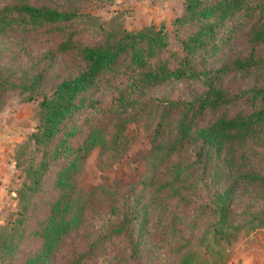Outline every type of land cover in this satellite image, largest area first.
Listing matches in <instances>:
<instances>
[{
	"label": "rangeland",
	"instance_id": "1",
	"mask_svg": "<svg viewBox=\"0 0 264 264\" xmlns=\"http://www.w3.org/2000/svg\"><path fill=\"white\" fill-rule=\"evenodd\" d=\"M13 1L0 0V11ZM27 1L36 6L75 10L84 15L77 27L79 36L86 43L101 42L117 29L138 32L153 25L158 29L163 27L172 41L171 45L178 47V43L194 30V26L184 25L176 33L174 22L184 15L185 0ZM236 18L229 24L235 23ZM12 29L0 30V45L5 49L3 54L0 53V71L5 72L6 67L16 69L18 71L13 78H17L22 71L36 75L43 70V84L35 92L47 94L52 93L62 79L77 71L80 63L70 56L59 55L53 60L51 55L44 57L45 53L53 51L51 36ZM241 38L234 34L221 51L208 57L207 64L218 69L229 55L244 54L246 46ZM176 50L179 49L171 51ZM261 55L264 57V47ZM160 57L164 58L165 52ZM262 80L256 82L253 75L241 77L226 73L222 77V85L233 95L242 94L231 111H253L254 104L247 99L250 97L248 92L255 84L259 86ZM203 89L201 82L175 81L149 91L142 98L164 101L190 99ZM19 93V90H13L5 94L0 109V182L5 191L0 197V264H24L27 258L34 257L41 250L42 243L36 232L41 228L50 204L58 197V190L50 188V185L66 162L61 159L52 163L43 186L31 194L32 204L27 207L26 219L17 228L13 227L17 225V213L23 205L19 203V196L27 179L26 169L41 160V154L34 150L30 140L39 124L40 98L26 101L25 96ZM114 94L109 84L102 85L95 95L98 108L75 114L64 129L81 128V133L66 138L70 153L92 130H99L102 140L85 156L84 152H79L82 156L76 160L70 179L74 208L68 213V217L75 214L76 221L45 264H177V254L188 250L196 255L195 264H230L242 244H255V239L250 240V236L264 230V227L252 231L242 228L229 242L220 240V244L210 231L204 232L213 221L212 214L206 209L208 185L213 176L212 163L205 165L200 161L193 169L195 179L191 177L188 180L189 203L170 197L165 185L172 179V162L196 161L197 154L196 147L192 145L179 156H169L167 145L174 139L172 123L178 119L175 110L166 112L150 103L145 110L131 115L133 118L126 124L125 131L119 134L120 139L113 143L119 131V121L112 111ZM209 117L210 114L203 115L202 123ZM158 126L164 133L161 149L156 153L152 151L151 139ZM62 138L63 134H58L45 149L51 150ZM253 157L255 169L261 171L264 161L258 162L257 158H264V149H256ZM239 202H235L232 213L240 221L243 217L239 214ZM124 221L127 222L126 228L115 234L113 227H119ZM8 245L15 247L12 253L4 249ZM222 247L226 252L221 257Z\"/></svg>",
	"mask_w": 264,
	"mask_h": 264
},
{
	"label": "trees",
	"instance_id": "2",
	"mask_svg": "<svg viewBox=\"0 0 264 264\" xmlns=\"http://www.w3.org/2000/svg\"><path fill=\"white\" fill-rule=\"evenodd\" d=\"M82 17L84 15L75 10L36 6L27 0H14L0 11V30L13 28L16 32L30 30L40 36H51L54 48L45 53V58L51 55L53 60V57L67 55L80 63L77 71L62 79L50 94L35 92L43 84V70L36 75L22 71L17 78H13L16 69L6 67L5 72L0 71V109L3 96L13 90H19L26 101L40 98L39 124L30 140L34 150L41 154V160L26 169L27 179L19 196V203L23 205L17 213V225L13 227L17 228L26 219L27 207L32 204L31 194L43 186L52 163L66 160L50 185V188L56 187L58 197L50 204L44 221L40 220L42 226L36 232L42 248L24 264H45L76 221L75 214L68 217L74 208L71 174L76 160L82 156L79 152H84L85 156L101 143L102 136L97 129L90 131L82 144L72 148L73 153H70L66 138L81 133V128L64 129L75 114L98 108L95 95L104 84H109L115 92L112 111L119 121V131L113 143L120 139L118 136L132 120L131 115L145 110L150 103L166 112L176 111L178 119L172 123L174 139L167 145L168 154L179 156L192 145L197 154L196 161L172 162V179L165 185L170 197L189 203L188 180L195 179L193 169L200 161L205 165L212 163L213 176L208 185L206 209L212 214L213 221L205 233L210 231L220 244V240L229 242L242 228L252 231L264 227V163L259 171L253 161L256 149H264V57L261 55L264 0H185L184 15L174 22L176 33L184 25L194 26V30L178 43V47L171 45L163 27L158 29L153 25L138 32L117 29L101 42L86 43L79 36L77 27ZM235 17V23L229 24ZM234 34L242 37L245 53L231 54L218 69H212L207 64L208 57L221 51ZM174 48L179 50L171 51ZM4 51L0 45V53ZM163 52L164 58L160 57ZM228 72L241 77L253 75L256 82L263 79L259 86L255 84L248 92L250 97L247 99L254 104L253 111H231L242 94L233 95L222 85V77ZM175 81L201 82L204 89L190 99L142 98L149 91ZM205 114L210 117L202 123ZM160 127L151 139L152 151L156 153L162 146L160 141L164 131ZM60 133L64 138L51 150H46ZM257 161L263 162L264 158H257ZM236 201H240L239 214L243 217L240 221L232 213ZM126 223L113 227V232L121 233ZM4 249L12 253L15 247L8 245ZM225 252L222 247L221 257ZM177 255V264H195L193 252L188 250Z\"/></svg>",
	"mask_w": 264,
	"mask_h": 264
},
{
	"label": "crops",
	"instance_id": "3",
	"mask_svg": "<svg viewBox=\"0 0 264 264\" xmlns=\"http://www.w3.org/2000/svg\"><path fill=\"white\" fill-rule=\"evenodd\" d=\"M4 194V187L0 182V197H3ZM1 202L0 199V207ZM252 239H255V244L250 243L246 245V242L242 244L241 248L236 251L234 259L230 264H264V230L253 233L250 236V240Z\"/></svg>",
	"mask_w": 264,
	"mask_h": 264
}]
</instances>
